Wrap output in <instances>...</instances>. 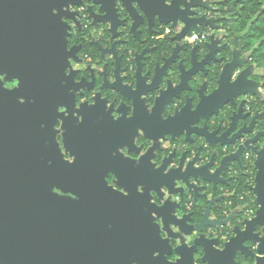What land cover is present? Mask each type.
Returning a JSON list of instances; mask_svg holds the SVG:
<instances>
[{
  "label": "flooded vegetation",
  "instance_id": "af4514ba",
  "mask_svg": "<svg viewBox=\"0 0 264 264\" xmlns=\"http://www.w3.org/2000/svg\"><path fill=\"white\" fill-rule=\"evenodd\" d=\"M56 1L55 7V1L45 0V5L52 14L59 13L60 24H54L52 32L49 26L42 28L39 35L46 41H57L61 35L70 52L63 88L51 94L56 97L52 132L43 133L39 106L31 97L33 110L1 114L2 137L14 143L7 142L8 150L0 154V264H218L216 252L234 236L236 226L244 230V222L257 208L255 204L248 214L243 206L246 197L239 200V190L247 187L249 176L244 154L255 158L243 145L264 130L262 70L253 67L251 52L229 33L224 21L228 16L218 12L219 0H201L209 9L196 8L194 14L218 18V29L200 28L191 40L182 34L179 21L161 22L153 15L148 20L138 9L142 17L134 29L130 15L118 9L123 23L116 25L113 34L108 23L98 21L97 7L90 9L88 0L78 5ZM162 14L172 17L171 10ZM211 34L217 42L209 48ZM231 60L240 65L231 80L246 70L258 93L235 96L234 104L223 103L197 125L219 133L228 128L233 129L230 134L240 131L234 144L208 146L195 137L191 147L183 137L155 142L130 128L133 113L147 124L152 121L151 110L160 106L158 91L142 93L146 84L158 83L162 91L177 93L179 98L172 97L160 110L163 118L186 103L195 108L214 92L223 66ZM1 84L3 102L17 82L3 77ZM25 97L16 100L24 103ZM79 106L84 120L74 113ZM67 115L69 119L62 122ZM27 132L30 139L40 141L38 150H27ZM49 141L54 150L45 151L42 144ZM199 145L203 162L211 158L215 163L210 171L242 145L240 164L227 163L220 173L223 182H197L198 189H184L170 200L164 190L159 198L150 188L142 192L143 186L135 185L139 174L153 172L158 160L172 150L180 153L190 147L195 153ZM254 145L264 148V136ZM159 148L164 151L159 153ZM47 152L52 159L44 161ZM56 157L67 166L54 163ZM138 200L147 202L148 210L136 208ZM158 207H162L159 212L154 209ZM251 234L261 237L264 231L255 227ZM250 238H244L226 264H264V251Z\"/></svg>",
  "mask_w": 264,
  "mask_h": 264
},
{
  "label": "water",
  "instance_id": "95a60500",
  "mask_svg": "<svg viewBox=\"0 0 264 264\" xmlns=\"http://www.w3.org/2000/svg\"><path fill=\"white\" fill-rule=\"evenodd\" d=\"M48 2H54L53 7L57 5L56 0H46ZM90 2V9L92 6H96L99 12L97 16L98 21L106 22L109 24L110 32L113 33L116 25L123 23V20L118 18V9L126 12L130 15L132 21V28L134 29L142 16L137 15L136 9L140 10L143 17L148 20L153 15L161 22L179 21L182 26V34L187 35L192 30L199 31L200 28L210 27L214 30L218 29L216 21L218 18L195 16L196 8L209 9V6L201 2V0H171L168 5L163 3L164 0H88ZM70 3L78 5L80 0H69ZM38 4L40 6H38ZM166 6V7H165ZM46 7V8H45ZM41 8V12L38 9ZM19 9V11H15ZM36 10V11H35ZM172 11V17H162V13L165 11ZM175 15L173 16V14ZM58 14H52L49 7L45 5V0H0V76L4 77V80L17 82L16 86L8 91L9 99L0 102V154L8 150L7 142L13 141V139L7 140L2 137L3 126L1 124V114L7 110L10 112L17 111H29L33 110V104L28 101V98H33L41 113L42 121L44 122V130L51 131V122L56 115V102L55 98H51V94L56 91H60L63 87L61 81L65 77L64 69L67 65V52L64 39L59 35L56 40H44L39 37L42 32V28L48 27L52 32L54 24H60L58 20ZM61 31V25H59ZM114 34V33H113ZM215 34L210 35V42L208 47L211 48L217 42ZM240 66L231 60L225 64L222 68L218 80V88L210 95L201 98L196 104L195 108L191 109L186 103L179 111L174 112L172 115L163 117L159 114L164 104L170 102L172 97H177V93H171V91H162L159 88L158 83L154 85V82H150L145 85L144 92L153 93L158 91V101L160 106L154 107L151 110L152 121L143 124L139 122L137 113L132 115V124L130 128L134 131L139 129L143 136L150 137L156 141L176 140L179 137H183V142L190 147L195 145L194 137L201 144H207L208 146L234 144L238 138H240V131L230 134L233 129L228 128L226 131L219 133V130L208 131L206 125L198 126L197 124L203 118H206L207 113L216 112L225 102L234 104V97L245 94H257V83L248 78L246 70L241 71L233 80L230 76L232 72ZM0 81V96L4 92ZM138 89V87H137ZM177 90H172L175 92ZM26 96V101L20 103L16 100L17 97ZM173 95V96H171ZM207 111V112H206ZM162 112V111H161ZM76 116H81L84 120V115L81 112V106L74 110ZM134 116V117H133ZM70 115L62 117V122H66ZM134 119H137L136 121ZM26 126L29 125V121L26 120ZM253 121V120H252ZM252 121L250 125L252 124ZM234 118L231 123L233 125ZM35 127V126H34ZM39 125H36V137L38 135ZM249 132V129H246ZM52 132V131H51ZM26 146L27 150L30 147L39 149L41 146L40 141L32 140L28 137L27 132ZM230 135L229 138H225ZM264 135V131L259 132L253 138L244 142V147L254 153L255 158L253 161V168L255 169L254 182L251 191L254 194L255 204L257 208L254 211V216L245 221L244 230H240L239 227L234 228V236L228 239L224 243V248L217 251L216 261L218 264H226L230 260L233 252L238 250L241 242L247 236L252 237L255 243L258 244V250L264 251V234L261 237H257L256 234H251L255 227H259L264 231V148L257 149L254 145L256 140ZM39 137V135H38ZM14 143V141H13ZM53 143L49 141L48 145L42 147L45 151L54 150ZM242 145L238 150L228 156H224L220 159L219 164L213 171H210L215 163L210 158L208 162L204 163L200 157L201 145L198 146L195 153L189 148L183 150L180 153H176L172 150L166 156H163L158 160L157 167L153 172H146L143 176L138 175L136 186L142 187V192L147 188L153 191V194L160 198V194L164 190L168 199L189 189L195 191L197 188V182L205 183H221L223 182L220 177V173L223 168L227 166V163L236 162L240 164L239 153ZM17 149V142L14 145ZM10 150H13L10 144ZM164 150L158 149L159 153ZM48 154V152H47ZM52 159V155L45 154L46 161L48 158ZM156 157V156H154ZM29 158V157H27ZM58 165H64L58 157L55 158ZM126 164V162L124 161ZM127 165V164H126ZM156 165V164H154ZM128 166V165H127ZM150 185L151 187H147ZM133 186V189L136 187ZM145 193V192H144ZM141 195L138 194L137 197ZM148 203H141L139 200L134 203V206L141 209L148 210ZM150 207V205H149ZM162 207L154 208L159 212ZM144 213L142 212V215ZM179 224V223H178ZM177 225V222H175ZM180 225V224H179ZM180 228V227H179ZM161 243H165V240H161Z\"/></svg>",
  "mask_w": 264,
  "mask_h": 264
},
{
  "label": "trees",
  "instance_id": "16d2710c",
  "mask_svg": "<svg viewBox=\"0 0 264 264\" xmlns=\"http://www.w3.org/2000/svg\"><path fill=\"white\" fill-rule=\"evenodd\" d=\"M220 15L224 19L229 33L236 36L238 43L250 53V63L262 70L264 89V0H219L217 3ZM247 187L239 190V193ZM236 201L232 205H235Z\"/></svg>",
  "mask_w": 264,
  "mask_h": 264
},
{
  "label": "built area",
  "instance_id": "2783aa9c",
  "mask_svg": "<svg viewBox=\"0 0 264 264\" xmlns=\"http://www.w3.org/2000/svg\"><path fill=\"white\" fill-rule=\"evenodd\" d=\"M196 35H197V33L192 31L191 33H189L187 35V39L191 40V39L195 38ZM244 155H245V160H246V163H247V168L249 170V176H248V178L246 180V182H248L247 189L239 194V200H243L244 197H246L247 201H246V203L243 206L245 208V211L248 214H252L254 206H255L254 194L251 191V188H252L253 182H254L253 176L251 175L253 159L250 158L249 152H246ZM240 206H242V205H240Z\"/></svg>",
  "mask_w": 264,
  "mask_h": 264
},
{
  "label": "snow or ice",
  "instance_id": "6c2138e0",
  "mask_svg": "<svg viewBox=\"0 0 264 264\" xmlns=\"http://www.w3.org/2000/svg\"><path fill=\"white\" fill-rule=\"evenodd\" d=\"M2 80H3V77L0 76V81H2ZM14 86H15V85H10V87H14ZM64 110H65V109H63V108L60 109V111H62V112H63Z\"/></svg>",
  "mask_w": 264,
  "mask_h": 264
},
{
  "label": "rangeland",
  "instance_id": "374dc122",
  "mask_svg": "<svg viewBox=\"0 0 264 264\" xmlns=\"http://www.w3.org/2000/svg\"><path fill=\"white\" fill-rule=\"evenodd\" d=\"M233 38H234V37H233ZM262 93H263V95H264V89L262 90ZM263 131H264V130H263ZM261 132H262V131H261ZM263 136H264V135H263ZM263 136H262V137H263Z\"/></svg>",
  "mask_w": 264,
  "mask_h": 264
}]
</instances>
